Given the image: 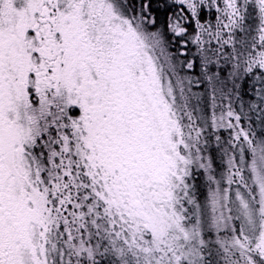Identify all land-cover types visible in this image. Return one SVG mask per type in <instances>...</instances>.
<instances>
[{"label":"snow or ice","instance_id":"6c2138e0","mask_svg":"<svg viewBox=\"0 0 264 264\" xmlns=\"http://www.w3.org/2000/svg\"><path fill=\"white\" fill-rule=\"evenodd\" d=\"M0 264H264V0H0Z\"/></svg>","mask_w":264,"mask_h":264}]
</instances>
